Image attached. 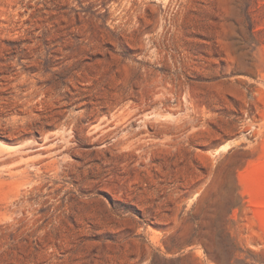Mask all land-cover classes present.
<instances>
[{
	"label": "rangeland",
	"instance_id": "obj_1",
	"mask_svg": "<svg viewBox=\"0 0 264 264\" xmlns=\"http://www.w3.org/2000/svg\"><path fill=\"white\" fill-rule=\"evenodd\" d=\"M0 264H264V0H0Z\"/></svg>",
	"mask_w": 264,
	"mask_h": 264
}]
</instances>
